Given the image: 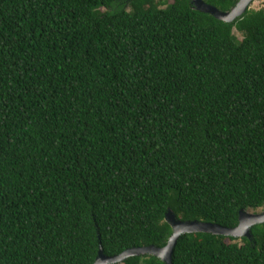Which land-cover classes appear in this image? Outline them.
Returning a JSON list of instances; mask_svg holds the SVG:
<instances>
[{
  "label": "trees",
  "instance_id": "1",
  "mask_svg": "<svg viewBox=\"0 0 264 264\" xmlns=\"http://www.w3.org/2000/svg\"><path fill=\"white\" fill-rule=\"evenodd\" d=\"M263 208L264 9L0 0V264H93L165 246L168 209L234 228ZM251 234L182 235L172 264H264Z\"/></svg>",
  "mask_w": 264,
  "mask_h": 264
},
{
  "label": "water",
  "instance_id": "2",
  "mask_svg": "<svg viewBox=\"0 0 264 264\" xmlns=\"http://www.w3.org/2000/svg\"><path fill=\"white\" fill-rule=\"evenodd\" d=\"M255 0H238L228 11H221L218 8L205 3L203 0H189L191 7L196 11L209 14L216 20L232 23L241 17ZM165 222L170 226L172 233L163 247L145 246L127 249L117 256L107 257L99 248L98 255L93 264H122L126 259L137 256H154L164 264H172V255L178 239L185 234L205 233L213 236L227 238L252 240L251 228L264 224V210L260 213L239 212L238 224L234 228H226L213 223L201 221H182L177 219L173 212L168 209L165 213Z\"/></svg>",
  "mask_w": 264,
  "mask_h": 264
},
{
  "label": "rangeland",
  "instance_id": "3",
  "mask_svg": "<svg viewBox=\"0 0 264 264\" xmlns=\"http://www.w3.org/2000/svg\"><path fill=\"white\" fill-rule=\"evenodd\" d=\"M169 3L172 2V0H168ZM260 9H264V0H255L254 2H252V4L249 6V10H253V11H258ZM233 33L235 35H237V32L235 30H233ZM264 210L263 209H258L257 211L255 212H252V213H260Z\"/></svg>",
  "mask_w": 264,
  "mask_h": 264
}]
</instances>
